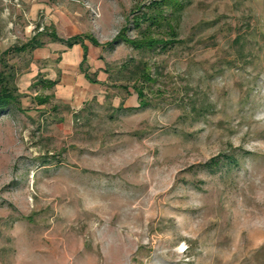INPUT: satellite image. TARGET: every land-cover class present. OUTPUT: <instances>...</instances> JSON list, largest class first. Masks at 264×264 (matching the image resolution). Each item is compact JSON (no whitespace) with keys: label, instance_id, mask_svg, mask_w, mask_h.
<instances>
[{"label":"rangeland","instance_id":"1","mask_svg":"<svg viewBox=\"0 0 264 264\" xmlns=\"http://www.w3.org/2000/svg\"><path fill=\"white\" fill-rule=\"evenodd\" d=\"M157 1L0 0V264H264V0H182L136 48L173 39ZM40 35L98 83L16 51Z\"/></svg>","mask_w":264,"mask_h":264},{"label":"trees","instance_id":"2","mask_svg":"<svg viewBox=\"0 0 264 264\" xmlns=\"http://www.w3.org/2000/svg\"><path fill=\"white\" fill-rule=\"evenodd\" d=\"M165 6L169 8L172 12V15L169 16V18L166 17L165 11L162 9V7ZM185 7V4L182 0H159L157 2H153L150 6H148V10L151 11L148 14L143 13L141 17L138 19L144 18L145 21L149 22V29L153 27L154 29H157V31L167 30L170 33H168V36H172L173 39L169 42L165 41H160V40H154L151 39L150 42H138V41H130L131 44L134 45V47L139 48V49H152L158 44H164L167 45L168 43H173L176 40V34L174 32L175 26L173 24V21L177 19L176 14H179ZM178 16V15H177ZM141 23L137 21V28H140ZM144 34V32H142ZM54 41H57L58 43L64 44L67 48H72L73 46L80 45L84 49V59L81 64V72L84 74L85 78L91 83H98L94 77L91 76L89 73V68L87 66V56H88V49L85 46L84 40H82L79 37H72L66 41L61 40L60 38H57L56 35L52 36ZM93 43L98 46L97 41L92 40ZM47 45V42L42 40V35L36 36L33 38V40L22 47L21 49H16L17 52H34L37 49H43ZM145 73L141 76H145ZM149 78V77H148ZM151 79V78H150ZM10 82L5 79V77L0 74V114L2 112L7 111L8 109L12 107H20V96L17 95L16 88H11L9 86ZM55 85V83H52L51 86Z\"/></svg>","mask_w":264,"mask_h":264},{"label":"crops","instance_id":"3","mask_svg":"<svg viewBox=\"0 0 264 264\" xmlns=\"http://www.w3.org/2000/svg\"><path fill=\"white\" fill-rule=\"evenodd\" d=\"M85 46L88 49L87 61L88 62L93 61L92 54H91V48L88 47L87 45ZM34 56H35V61H60V64L63 63V66H67V71H69V69L71 70L74 68L77 71V70H81L80 67L84 59V49L80 45L73 46L72 48H67L65 46L64 49L61 46H59L58 49L48 46L47 48L35 50ZM68 67H71V68H68ZM61 70H62V74L64 72L67 73V71H64L63 69ZM82 76H83V79L86 80L85 76L84 75ZM86 81L88 82V80ZM77 88L79 89L76 91ZM60 90L64 91V96H66V98H69L70 95L71 96L73 95L74 100L76 98V95L80 96L82 94L81 84H75L74 79H73V83H71V86H67V84L62 85L60 87Z\"/></svg>","mask_w":264,"mask_h":264}]
</instances>
